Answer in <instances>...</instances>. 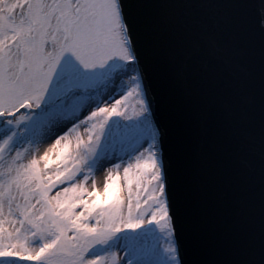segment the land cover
I'll return each mask as SVG.
<instances>
[{"label": "snow or ice", "instance_id": "snow-or-ice-1", "mask_svg": "<svg viewBox=\"0 0 264 264\" xmlns=\"http://www.w3.org/2000/svg\"><path fill=\"white\" fill-rule=\"evenodd\" d=\"M0 264H264V0H0Z\"/></svg>", "mask_w": 264, "mask_h": 264}]
</instances>
